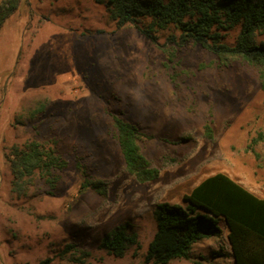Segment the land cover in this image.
Here are the masks:
<instances>
[{"label": "rangeland", "instance_id": "obj_1", "mask_svg": "<svg viewBox=\"0 0 264 264\" xmlns=\"http://www.w3.org/2000/svg\"><path fill=\"white\" fill-rule=\"evenodd\" d=\"M107 1V0H106ZM6 0H0V10ZM240 27L224 38L236 41ZM159 43L134 24L117 27L101 0H21L0 29V264H79L62 251L90 250L85 264H143L161 202L183 203L205 177L225 172L264 197V85L257 67L220 60L201 44ZM264 42V32L254 37ZM107 109L143 130L159 168L141 182L125 167ZM210 123L213 137L205 133ZM56 143L68 165L56 187L38 174L20 193L8 155L29 140ZM85 165L105 195L82 188ZM121 224L140 246L122 257L100 247ZM169 264H235L228 229Z\"/></svg>", "mask_w": 264, "mask_h": 264}, {"label": "trees", "instance_id": "obj_2", "mask_svg": "<svg viewBox=\"0 0 264 264\" xmlns=\"http://www.w3.org/2000/svg\"><path fill=\"white\" fill-rule=\"evenodd\" d=\"M117 27L134 24L142 33L159 43L156 34L172 29L168 40L180 46L189 42L201 44L220 60L240 58L257 67L264 85V42L254 41L257 32H264V0H101ZM21 0H6L0 10V29L17 10ZM239 26L236 41H224L226 33ZM111 132L116 138L126 169L137 180L146 182L158 178L160 170L142 151L143 130L138 123L121 113L107 109ZM205 133L213 137L210 123ZM13 173L14 189L24 192L38 174L55 188L57 172L68 165L56 143L29 140L14 144L8 155ZM84 181L82 188L92 187L105 195L103 180H91L86 167L78 163ZM156 232L150 241L143 264H169L175 258H190L195 243L212 236H222V222L229 232L235 264H264V197H259L225 172L205 177L190 192L183 203L161 202L155 209ZM121 224L107 233L100 247L117 257L125 255L132 245L140 246L138 233ZM85 264L92 255L77 243H69L62 255ZM46 258L40 264H49Z\"/></svg>", "mask_w": 264, "mask_h": 264}, {"label": "crops", "instance_id": "obj_3", "mask_svg": "<svg viewBox=\"0 0 264 264\" xmlns=\"http://www.w3.org/2000/svg\"><path fill=\"white\" fill-rule=\"evenodd\" d=\"M203 180V179H202ZM201 180V181H202ZM197 185V184H196ZM195 185V186H196ZM257 195V194H256ZM259 196V195H258ZM259 197H263V196H259ZM225 224V223H224ZM226 226V225H225ZM227 227V226H226ZM223 229V228H222ZM228 229V228H227ZM228 232H229V230H228ZM228 232H227V235H228ZM227 238H228V236H227ZM229 241V240H228ZM196 244V243H195ZM229 244H230V242H229ZM230 256H231V258H232V261H233V263H235V260H234V257H233V254H232V249H231V245H230Z\"/></svg>", "mask_w": 264, "mask_h": 264}]
</instances>
